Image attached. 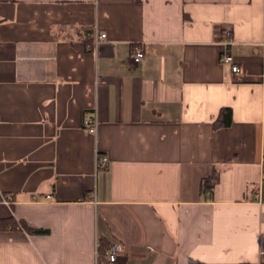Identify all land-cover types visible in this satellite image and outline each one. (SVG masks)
Wrapping results in <instances>:
<instances>
[{"label": "crops", "instance_id": "obj_1", "mask_svg": "<svg viewBox=\"0 0 264 264\" xmlns=\"http://www.w3.org/2000/svg\"><path fill=\"white\" fill-rule=\"evenodd\" d=\"M263 39L264 0H0V264H264Z\"/></svg>", "mask_w": 264, "mask_h": 264}, {"label": "built area", "instance_id": "obj_2", "mask_svg": "<svg viewBox=\"0 0 264 264\" xmlns=\"http://www.w3.org/2000/svg\"><path fill=\"white\" fill-rule=\"evenodd\" d=\"M226 35H231V29H226L225 31ZM107 40V34L101 33L96 35L95 44L99 45L101 42H105ZM261 48H264V39L261 42L260 46H254V51L258 52ZM146 56V52L141 47H138L134 50V53L132 55V61L134 63H140L144 60ZM220 61L222 63H228L232 66V70L235 74L241 75L242 74V68L237 63L235 56L233 53L229 50H225L220 55ZM84 127L86 130L92 134H97L98 127H99V119L96 114L94 115H88L84 119ZM109 165V158L108 156L101 154L98 152L97 154V166L99 168H107ZM262 180L264 182V172L262 174ZM124 252V247L119 241H114L109 248L107 249V256L110 261L115 262L118 260L119 256ZM247 264H260V263H247Z\"/></svg>", "mask_w": 264, "mask_h": 264}, {"label": "trees", "instance_id": "obj_3", "mask_svg": "<svg viewBox=\"0 0 264 264\" xmlns=\"http://www.w3.org/2000/svg\"><path fill=\"white\" fill-rule=\"evenodd\" d=\"M233 122V110L231 107L225 106L222 107L218 117L214 120V128L221 129L225 127H229ZM220 179V170L217 168L214 169V172L211 176L206 177L202 181V194L203 198L210 199L213 196L214 187L219 182ZM16 223L12 218H7L0 220V229H5L7 227L11 228L14 227ZM31 231L35 232H45L42 229H32L29 228Z\"/></svg>", "mask_w": 264, "mask_h": 264}]
</instances>
